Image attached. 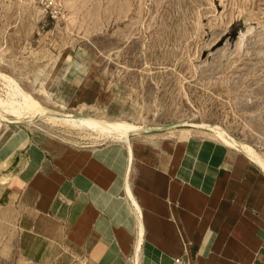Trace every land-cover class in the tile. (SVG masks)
<instances>
[{
  "label": "rangeland",
  "instance_id": "rangeland-1",
  "mask_svg": "<svg viewBox=\"0 0 264 264\" xmlns=\"http://www.w3.org/2000/svg\"><path fill=\"white\" fill-rule=\"evenodd\" d=\"M0 72L50 109L53 96L147 134L221 125L264 156V0H0ZM23 125L72 145L114 142L44 116ZM0 264L31 263L2 249Z\"/></svg>",
  "mask_w": 264,
  "mask_h": 264
},
{
  "label": "crops",
  "instance_id": "crops-1",
  "mask_svg": "<svg viewBox=\"0 0 264 264\" xmlns=\"http://www.w3.org/2000/svg\"><path fill=\"white\" fill-rule=\"evenodd\" d=\"M16 127L0 144V252L31 264H264V170L246 152L200 133L134 134L129 149Z\"/></svg>",
  "mask_w": 264,
  "mask_h": 264
},
{
  "label": "bare ground",
  "instance_id": "bare-ground-1",
  "mask_svg": "<svg viewBox=\"0 0 264 264\" xmlns=\"http://www.w3.org/2000/svg\"><path fill=\"white\" fill-rule=\"evenodd\" d=\"M241 35L242 37H244L245 34L242 33ZM1 76L4 79V86H0V131L6 128H11L13 124L19 126V124L25 123L31 126H35L38 117L44 116L45 119L48 120V122H55V124L59 123L60 125H64L66 127L79 129V131H87V133L89 132L94 137H97L100 140L111 139L114 141L124 142L128 145L129 149L131 145L132 135L149 132L146 131L147 129H145V126L147 125L142 126L141 124H137L125 119H106L103 117H96L89 113L85 114L81 111H70L67 109V105L65 103L58 102L57 99H55L53 96H51L50 99L54 101L59 107L57 109L47 108L31 91L26 90L24 87H22V85L14 78V76L8 73L0 72V77ZM76 78L78 79V76H76ZM39 88L42 89L43 86H40ZM191 125L199 127V129L203 127L207 130L202 129V132L210 134V136H213L214 138L220 140L229 147H233L246 152V154L254 162L262 166L264 170V156L261 155L249 143L236 140L221 125L219 126L206 122H195L191 123ZM170 126L171 128L172 126L177 127V122L174 121L173 123L169 124V127ZM154 128L164 129V126ZM150 134L156 133L152 132Z\"/></svg>",
  "mask_w": 264,
  "mask_h": 264
}]
</instances>
